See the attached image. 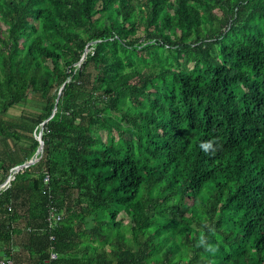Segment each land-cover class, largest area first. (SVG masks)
I'll return each instance as SVG.
<instances>
[{
    "label": "trees",
    "instance_id": "trees-1",
    "mask_svg": "<svg viewBox=\"0 0 264 264\" xmlns=\"http://www.w3.org/2000/svg\"><path fill=\"white\" fill-rule=\"evenodd\" d=\"M11 174L19 264H264V0H0Z\"/></svg>",
    "mask_w": 264,
    "mask_h": 264
},
{
    "label": "built area",
    "instance_id": "built-area-1",
    "mask_svg": "<svg viewBox=\"0 0 264 264\" xmlns=\"http://www.w3.org/2000/svg\"><path fill=\"white\" fill-rule=\"evenodd\" d=\"M13 173H15L13 171ZM14 179V175L11 174L7 177V179L0 184V189L1 191L3 189H7L11 185V181ZM50 179L49 175H46L45 177V182H48ZM63 219V212L54 204L50 206L49 210V225L50 227H54L55 225L58 224ZM51 258L55 259L57 258V252H52ZM0 264H19V262L12 256H0Z\"/></svg>",
    "mask_w": 264,
    "mask_h": 264
},
{
    "label": "rangeland",
    "instance_id": "rangeland-1",
    "mask_svg": "<svg viewBox=\"0 0 264 264\" xmlns=\"http://www.w3.org/2000/svg\"><path fill=\"white\" fill-rule=\"evenodd\" d=\"M31 109H34L33 104L32 102H28L27 104H23V105H19V106L11 108L10 112L14 115H17V114L22 113L23 111H26V110L29 111ZM121 216L125 218L126 223H129V217H127L125 214H122ZM15 237H16L15 241L18 245L19 250L24 251L25 249L23 246L26 241V233L25 232L18 233Z\"/></svg>",
    "mask_w": 264,
    "mask_h": 264
},
{
    "label": "water",
    "instance_id": "water-1",
    "mask_svg": "<svg viewBox=\"0 0 264 264\" xmlns=\"http://www.w3.org/2000/svg\"><path fill=\"white\" fill-rule=\"evenodd\" d=\"M38 138H39V140L41 141V146H40V148H39V150H38V154H39V157H38V158H41V156H42V154H43V149H44V141H43V138H42V133L39 134ZM38 158H37V159H33V160H31L30 162H28V163H25V164H21V165L16 166V167L14 168L13 171H14L15 173L18 172V171H20V170H21L22 168H24L25 166H28V165H30L31 163L37 161ZM0 193H1V189H0Z\"/></svg>",
    "mask_w": 264,
    "mask_h": 264
}]
</instances>
